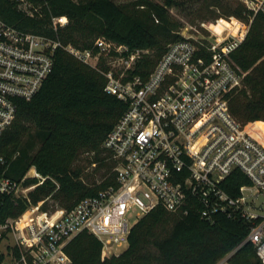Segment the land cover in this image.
<instances>
[{"label":"built area","instance_id":"obj_1","mask_svg":"<svg viewBox=\"0 0 264 264\" xmlns=\"http://www.w3.org/2000/svg\"><path fill=\"white\" fill-rule=\"evenodd\" d=\"M17 1L34 14L30 2ZM241 1L252 12L250 21L264 13V0ZM227 20L234 21L230 33L203 21L210 35L201 37L189 24L143 75L137 69L150 48L132 49L105 36L83 48L0 18V136L16 117V100L31 99L51 75L60 48L100 71L104 90L126 104L102 144L115 163L114 181L71 209L44 207V199L0 222V264H71L66 245L83 230L101 240L103 258L119 254L134 224L160 206L181 215L195 212L211 223L220 217L245 221L246 239L214 264H231L245 242L264 264V131H252L257 121L243 122L230 110L247 74L232 53L250 22ZM215 21L225 26V19ZM67 23L66 15L54 16L51 27L57 32ZM242 175L249 182L236 185ZM28 177L39 181L25 186ZM46 178L35 167L20 181L0 176V204L20 190L27 196Z\"/></svg>","mask_w":264,"mask_h":264},{"label":"trees","instance_id":"obj_2","mask_svg":"<svg viewBox=\"0 0 264 264\" xmlns=\"http://www.w3.org/2000/svg\"><path fill=\"white\" fill-rule=\"evenodd\" d=\"M27 1L35 10L33 15L20 9L17 0H0V18L23 31L59 37L83 48L92 46L100 36L132 49L150 48L151 56L137 69L143 75L153 68L168 43L183 38L181 23L168 10L182 6L178 0H165L164 4L152 0ZM200 1L197 15L203 21L235 16L250 22L245 39L232 53L247 74L230 101V110L243 122L257 121L252 131H264V13H257L250 21L252 12L242 1L234 5L224 0ZM61 15L69 18L68 25L55 32L51 17ZM54 57L51 75L31 99L16 100V117L0 136V176L20 181L35 166L47 178L27 196H5L0 222L17 217L28 204L44 199V207L53 201L71 209L114 181L115 163L102 144L126 104L104 90L106 78L94 67L62 48ZM81 158L89 165L96 163L93 172L84 174V166L78 162ZM37 182L28 177L24 185ZM248 182L242 175L236 185ZM229 191L235 193L236 189ZM248 232L249 225L243 220L220 217L211 223L195 212L181 215L160 206L134 224L129 243L119 254L103 258L101 240L87 230L76 234L66 251L71 264H214L240 245ZM230 262L263 264L251 242H245Z\"/></svg>","mask_w":264,"mask_h":264},{"label":"rangeland","instance_id":"obj_3","mask_svg":"<svg viewBox=\"0 0 264 264\" xmlns=\"http://www.w3.org/2000/svg\"><path fill=\"white\" fill-rule=\"evenodd\" d=\"M76 1H78V0H76ZM115 1L117 3H124V2L134 1V0H115ZM152 1L159 3V4L165 3V0H152ZM178 1H181L183 3L182 6H178V7L172 6V7H169L168 10H169V14L171 15V17L181 23V25H182L181 30L185 31L186 30L185 28L189 24H191V25L197 27L198 31L197 32L195 31V35H197L198 37L210 35L209 34L210 31L207 28L202 27L201 23L203 22V20L200 18V16L197 15V10L199 9V7L201 5V3H200L201 1L200 0H178ZM224 1L234 5L237 3V1H241V0H224ZM53 17L54 16L51 17V26H52ZM68 21H69V18H68ZM204 22L208 23L214 30L220 31V32L225 31L226 34L230 33L229 29H227V28L233 26V24H234L233 20L231 22V21H228L227 19H225V21H224L225 26L218 24L215 20H209V21L204 20ZM67 25H68V23H67ZM218 25H221V29L218 28ZM240 29H241V27L238 26V28L236 30L237 33L240 31ZM237 33L235 32V34H237ZM84 157H85V155H84ZM78 162L80 165L84 166V174L88 173V172H90V173L93 172L94 168L96 167L94 164L89 165L87 163V161L83 158H81ZM34 167L35 166H31L30 169L28 170V173ZM34 178L38 179V181H39L38 177H34ZM96 178L99 180L100 176L97 175ZM34 184H36V183H34ZM26 193L27 192H25V190H20L15 197L16 198L23 197V196H25ZM260 202H262V200H260ZM49 205H52L54 208L57 206H60V205L54 203L53 201H49ZM28 206H29V204H28ZM25 210H24V212H25ZM126 247H127L126 244L122 245V246L118 247V251L122 252Z\"/></svg>","mask_w":264,"mask_h":264},{"label":"bare ground","instance_id":"obj_4","mask_svg":"<svg viewBox=\"0 0 264 264\" xmlns=\"http://www.w3.org/2000/svg\"><path fill=\"white\" fill-rule=\"evenodd\" d=\"M254 128V123L252 125H250V129H253Z\"/></svg>","mask_w":264,"mask_h":264}]
</instances>
